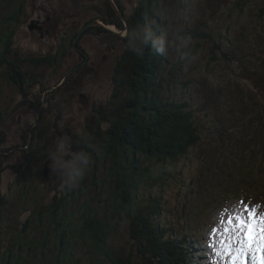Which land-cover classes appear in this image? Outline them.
<instances>
[{"label":"rangeland","instance_id":"1","mask_svg":"<svg viewBox=\"0 0 264 264\" xmlns=\"http://www.w3.org/2000/svg\"><path fill=\"white\" fill-rule=\"evenodd\" d=\"M120 7L127 14L119 17L122 26L117 27L110 22L119 21L116 18L118 14L114 15L112 11L116 12ZM144 10H149L147 13L151 17ZM27 13L28 16L22 18L26 22L14 39L18 52L16 59L20 60V65L25 57H39L45 65L50 63L40 70L25 64L27 72L34 70L37 73L31 74L35 84H29V91L24 94L6 78L0 80V115H3L0 142L2 149L8 150L6 153L11 156L9 161H15L13 167L20 169L25 167L26 161L22 164L25 154H18L15 147L22 146L21 137L31 138L33 156L44 162V170L42 175H35L30 183L31 191L27 193L22 181H15V170L0 169L2 227L9 223L13 226L10 236L4 239V249L23 231L24 226L27 232L23 236L26 238L33 234L40 239L46 230L60 235L64 229L67 233L65 222L71 206L64 203V195L71 194L77 206H81L91 199H98L99 191L106 197L110 193L108 184L106 188L102 185L100 170L91 172V168L103 160L104 134L111 126L98 121L107 116V101L114 95V69L116 66L121 69L122 60L132 50L127 47V39L123 35L134 30L128 27V21L135 19L137 23L141 15L153 22L156 36L161 35L165 25L182 28L185 23L182 34L191 36L190 54L195 52L192 56L179 58L175 54H162L155 48L150 52L144 46L138 56L147 59L150 52L153 60L150 58L149 61L156 68L151 79L158 82L164 75L170 80L173 73L179 80L178 91H188L191 85L196 103H200L196 97H202L210 105L209 115L200 118L202 107L192 103L193 113L203 123L201 145L193 152L194 155L179 161L180 170L163 189H155L162 195L163 215L175 222V227L201 232L207 236L208 242L217 245L214 251L220 253L223 249L219 241L225 237L216 233V229L227 227L226 212L237 209L240 201L261 205L260 210L264 211L263 0H30ZM103 29L106 32L102 33ZM73 37L76 45L72 46L70 41ZM229 48L231 53H228ZM222 57L230 59L222 61ZM164 59L167 65L162 63ZM22 66L18 69L22 70ZM255 68L261 71L257 80L252 75ZM138 78L143 80V75L138 74ZM190 81L198 85V89ZM42 87L43 92L40 91ZM39 101V113L42 110L40 129L34 131L37 111L28 106L36 107ZM61 136L68 137L71 151L87 149L97 158V161L91 158V166L82 179L66 185L51 172L48 166L51 161L47 159L54 140ZM216 145L223 146L215 152L216 166H224V169L209 172L205 182L212 179L221 186L213 191L203 190L206 185L199 186L203 182V170L212 164L211 153ZM0 161L4 162L3 159ZM109 164L106 161L103 168L106 170ZM190 180L197 188L191 190L190 203L182 207L180 202L186 195L185 183ZM94 183L98 188L92 186ZM109 200H113L111 194ZM97 213L111 226L113 233L109 241L115 249L130 253L135 264H155L147 253L151 251L144 250L143 244L131 236L127 221L118 218L112 202L98 207ZM35 218L41 221L37 222ZM81 218L84 219L83 216ZM39 223L48 227H41ZM212 233L216 234L210 239ZM55 242L46 243L50 253L64 249L72 253L85 251L75 239L63 246ZM200 254L203 256L202 264H231L226 255H214L209 248ZM207 255H212L214 260ZM47 262L53 264L47 257L42 264Z\"/></svg>","mask_w":264,"mask_h":264},{"label":"trees","instance_id":"2","mask_svg":"<svg viewBox=\"0 0 264 264\" xmlns=\"http://www.w3.org/2000/svg\"><path fill=\"white\" fill-rule=\"evenodd\" d=\"M29 3L30 0H0V80L11 81L10 84L22 90L23 94L29 91L30 85L35 84L31 74L36 72L34 70L27 72L25 64L40 70L50 63L45 65L39 57H25L20 65V60L16 59L18 52L14 46V39L18 29H21L23 23L26 22L22 18L25 19L28 16ZM160 8L161 6L158 8L161 12ZM119 11L126 16V11L121 7ZM112 12L114 15L116 14L115 10ZM147 12L149 10H144V13L151 17L150 13ZM116 18L119 20L118 22L112 23V21L110 23L121 27L119 16L116 15ZM145 25H150L152 32H155L153 22L143 15L140 16V21L137 23H135V19L128 21V27L134 29L139 26L143 28ZM165 27L167 26L165 25ZM183 27H179L181 33H183ZM157 28L158 30L161 29L160 27ZM104 32L106 31L103 29L102 33ZM107 33L111 34L110 32ZM197 37L201 39L200 36ZM74 39L75 37L70 41L72 46L76 45ZM146 48L148 51H154L151 41L146 45ZM150 52L146 56L147 59H143L133 50H129L121 62V69L119 70L118 66L115 67V75L113 76L115 81L114 95L111 100L107 101V116L98 121V123L111 126L106 128L104 134V142L101 147L103 160L98 161V166H93L91 172L95 173L97 169L100 170L99 177H101L102 185L106 188V184H108L110 193H106V197L99 191L98 199H91L81 206H77L71 194L64 195V203L71 206V211L65 222L67 233L64 229L63 234L60 235L46 230L40 239H37L36 235L33 234L26 238L23 236L27 232L24 226L23 231L18 233L5 249L4 239L6 236H10L9 231L13 226L12 223H9V225L5 224V227H2L4 218L0 207V251L4 249L0 253V264H42L46 257L53 264H135L130 253L124 249L117 250L114 248L109 241L113 230L97 213L98 207L110 202H112V209L116 211L118 218L121 217L123 221L125 220L129 224L131 236L143 244L144 250L151 251L147 253L155 264H190L188 251L191 249L188 242L193 241V244L199 247L198 241L204 240V236L201 232L192 231L191 228L175 227V222L163 215L162 195L155 189H163L167 181L175 176L177 170H180V162L187 159L189 155L191 156L201 145L200 131L203 123L202 119H198L193 113L192 103L202 107L203 113H201L202 117L200 118L209 115L210 105L202 97H196L200 101L199 104L196 103L192 86L189 84V92L185 89L178 91L176 86L180 85L179 80L173 73H171L170 80L164 78V75L159 77L158 82L156 79H151V73L156 68L149 61ZM194 53L192 52L189 56ZM228 53H231V48H229ZM229 59L230 57H222V61ZM150 60L152 61L153 58ZM162 61L163 64L167 65L165 59ZM19 65H23L22 70L18 69ZM260 72L257 68L252 71V75H255L254 80H257ZM25 74H28L29 77ZM138 74L143 75V80L138 78ZM173 79H176L177 82ZM189 83L195 85L192 81ZM195 86L198 89V85ZM43 89L44 87L40 91L43 92ZM115 93L117 94L115 95ZM39 105L40 101L36 107L28 106L37 111L36 122L32 128L34 131L40 129L42 110L39 113ZM212 113H214V109ZM2 120L3 115H0V122ZM21 139H23L22 146H16L15 150L18 151V154L19 152L25 154L22 158V164L26 161L25 167L14 168L13 163L15 161H9L11 156L6 153L8 150L2 149V142H0V160H4V162L0 161V169L2 171L5 168L6 170H15V181H22V186L28 193L31 191L30 183L34 181L35 175H42L44 162L34 158L32 143H29L32 141L31 138L29 140L27 137H21ZM39 139H41V134ZM26 146H28L27 149ZM221 149H223L222 145L214 146L211 153L212 164H208L203 170V182L199 185H206L203 190L213 191L214 188L221 186L220 183L212 179L207 183L205 182V177L209 172L224 169V166H216L218 159L214 157L216 150ZM84 150L90 153V150ZM90 155L97 161L95 155L91 153ZM17 158L19 160V157ZM202 160L204 163V159ZM106 161L110 164L105 170L103 166ZM38 168L39 170H36ZM92 186L98 188L97 183ZM194 188L197 186L191 180L185 183L186 195L180 202L182 207L190 203L192 197L190 193ZM110 194L113 200H109ZM101 202L103 205H97ZM4 207L7 209L6 204ZM82 216L84 217L83 220ZM35 220L41 221L39 218H35ZM39 225L48 227L44 223H39ZM71 239L80 243L81 248H85V251L72 253L71 250L64 249L63 251L58 250L57 253L53 251L50 253V247L46 246L48 242L59 243L60 246H63L68 244ZM149 262L152 263L151 260Z\"/></svg>","mask_w":264,"mask_h":264},{"label":"clouds","instance_id":"3","mask_svg":"<svg viewBox=\"0 0 264 264\" xmlns=\"http://www.w3.org/2000/svg\"><path fill=\"white\" fill-rule=\"evenodd\" d=\"M123 35L127 39V47L137 55L142 54L144 46L149 41L152 47L162 54H175L179 58L190 55L192 38L182 34L178 27L173 28L169 25L162 30L160 36H156L150 25H145L143 28L139 26ZM47 159L51 161L48 165L51 172L61 178L63 185L82 179L92 163L91 155L86 150L71 151L67 136L57 137L54 140L48 151Z\"/></svg>","mask_w":264,"mask_h":264},{"label":"snow or ice","instance_id":"4","mask_svg":"<svg viewBox=\"0 0 264 264\" xmlns=\"http://www.w3.org/2000/svg\"><path fill=\"white\" fill-rule=\"evenodd\" d=\"M261 205L240 201L237 209L225 213L226 228L216 229L225 237L219 241L223 251L216 253L215 243L207 247L214 255H226L231 264H264V211ZM222 229V230H221ZM210 234V239L214 234Z\"/></svg>","mask_w":264,"mask_h":264},{"label":"water","instance_id":"5","mask_svg":"<svg viewBox=\"0 0 264 264\" xmlns=\"http://www.w3.org/2000/svg\"><path fill=\"white\" fill-rule=\"evenodd\" d=\"M116 13L118 14V16L120 17V18H123V15L121 14V12L119 11V9H116ZM30 28V27H29ZM32 28V27H31ZM115 28H116V26H115ZM46 172H47V170L44 172V176H46Z\"/></svg>","mask_w":264,"mask_h":264},{"label":"bare ground","instance_id":"6","mask_svg":"<svg viewBox=\"0 0 264 264\" xmlns=\"http://www.w3.org/2000/svg\"><path fill=\"white\" fill-rule=\"evenodd\" d=\"M244 71V70H243ZM211 259H213L214 260V257L211 255Z\"/></svg>","mask_w":264,"mask_h":264},{"label":"flooded vegetation","instance_id":"7","mask_svg":"<svg viewBox=\"0 0 264 264\" xmlns=\"http://www.w3.org/2000/svg\"><path fill=\"white\" fill-rule=\"evenodd\" d=\"M30 143H32V141H30Z\"/></svg>","mask_w":264,"mask_h":264}]
</instances>
